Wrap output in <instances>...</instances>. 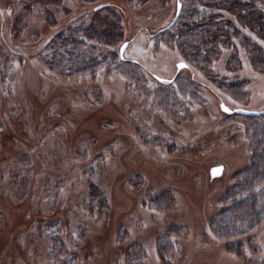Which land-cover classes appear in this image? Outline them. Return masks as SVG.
<instances>
[{
    "label": "rangeland",
    "instance_id": "1",
    "mask_svg": "<svg viewBox=\"0 0 264 264\" xmlns=\"http://www.w3.org/2000/svg\"><path fill=\"white\" fill-rule=\"evenodd\" d=\"M25 2L0 0V46L12 35L46 40L55 28L111 4L126 25L124 60L145 63L149 90L164 94L165 86L175 89L187 78L198 80L208 100L171 93L165 108L143 81L128 86L116 73L69 81L39 57L22 53L19 61L1 47L0 111L7 125L0 126V264H264V224L236 237L234 248L244 258L208 233L220 198L240 182V171L251 161L255 132L247 126L261 119L228 113L221 105L263 109L264 71L247 54L243 67L229 69L230 53L223 50L215 65L225 81L245 79L242 88L250 92L242 98L219 89L220 77L201 76L194 66L178 70L185 61L180 51L153 46L151 36L172 19L177 0H45V6L30 9ZM12 14L20 27L10 34ZM224 16L240 24L232 14ZM245 32L262 39L257 31ZM121 42L99 46V56L111 59ZM177 74L169 84L156 78ZM215 166L223 172L213 177ZM91 182L106 190V207L95 201L88 208ZM162 191L173 205L168 218L157 210L160 201L148 203L149 194ZM229 193L227 202L234 191ZM168 222L179 225L177 235L168 234ZM56 240L62 248L54 254ZM158 242L165 250L161 257Z\"/></svg>",
    "mask_w": 264,
    "mask_h": 264
},
{
    "label": "trees",
    "instance_id": "2",
    "mask_svg": "<svg viewBox=\"0 0 264 264\" xmlns=\"http://www.w3.org/2000/svg\"><path fill=\"white\" fill-rule=\"evenodd\" d=\"M44 1L27 0L24 8L30 9L34 6H45L48 3ZM48 1L53 2V0ZM86 1L92 2L95 0ZM141 1L143 2L144 0ZM180 1L182 10L176 22L172 26L166 27L173 19V16L170 21L151 34L153 46L161 47L160 45L163 43L168 49L175 50L177 48L187 64L186 67L194 66L201 76H206L209 73L211 74L210 77L215 79L220 77L221 82L216 85L219 89L226 90L225 94L242 98L248 96L250 91L242 88L245 79L239 78L236 81H225V78L219 75L222 73L215 63L221 60L222 56H224L223 50L227 49L230 53L229 61H227L229 69L237 70L243 67L246 61L243 55L247 54L250 57L251 65L257 71H264V44L262 43L264 42V0ZM257 1L261 3V6L257 4ZM58 2L60 3V1ZM225 12L235 16L240 24H237L236 21L233 22L234 19L224 16ZM84 14L83 17H76L77 21L74 20L75 22L70 25H62L55 28L54 33L46 37V40L33 42L30 41L31 38L22 39L21 36L15 35L13 37L12 35V40L2 41L0 48L3 47V49L10 51L12 56L17 57L19 61H22L23 57H25L21 55L22 53L28 56H37L52 71H55L58 76L69 81L92 80L96 75L106 76L110 75L109 73H116L126 77L128 86L133 84L140 86L139 82L143 81L144 83L141 86L148 92L153 93V99L159 100V104L165 108L168 99L172 98L171 93L178 92L182 97H187L191 101L206 103L208 99L201 96L200 92L202 91L198 80L193 81L186 78L184 80L186 84L180 85V87L177 86L175 89L165 86L169 92L159 94V89L149 90L145 85L146 80H144V77L150 71L142 61L140 63L125 62L124 56L122 60L119 59L120 53H115L111 59L99 56L97 49L101 45H118L123 39L125 40L122 42H128L129 44V41L125 38L126 25L123 20V14L117 6L103 4L91 9L90 13ZM12 15L13 19L18 17L14 16V14ZM50 19L56 24L57 21L53 15H50ZM15 21L16 19L12 21L11 31L9 30L10 34L13 32V27L18 29L20 27L19 25L15 26ZM246 30H251L255 33L257 31L259 33L258 36L262 39L260 40L257 36L248 34L245 32ZM237 35L241 40L239 44V47L242 48L241 53L236 47L235 40ZM20 40L25 41L20 43ZM17 42H19V45ZM6 63L3 66L4 69ZM117 67L118 69L116 70ZM177 76L178 74L174 76L175 79L178 78ZM0 81L3 83V78ZM89 87V90L99 91V88L95 86ZM182 102L186 103L183 100ZM247 116L261 118L254 126L253 124L247 126L255 132L253 146H249L251 149V161H249L250 163L245 169L240 171V174H244L240 182L232 185L229 189L230 192L234 191L232 200L227 202L226 200L230 193L229 191L226 194L224 193L218 202L220 209H217L211 215L208 222V233L210 236L218 240L219 243L221 242L220 244H223L222 246L226 251L233 252L238 258H244L243 254H241L242 251L234 248L237 245L236 237L238 238V234L254 233L257 227L264 224V120H262L264 112L257 115L247 114ZM2 124L7 125L6 122H3L0 111V126ZM89 185L88 208L92 210L91 207L94 206L95 201L98 202L99 208L106 207L108 202L104 187L95 182H91ZM169 198L168 192L162 191L156 194H149V201H147L155 204L160 201L162 205L157 207V210L167 215L168 218L169 215L166 211L170 214L173 213L170 212L173 209V205L170 203V207L166 201V199L170 200ZM168 224L170 225L168 234L171 235L172 232H175V235H177L179 225L170 222ZM207 239L209 240V238ZM157 246L160 257L165 255V250L161 248L162 243L158 242ZM55 247L52 248L54 254L62 248L58 240L55 242ZM169 248H173L171 244Z\"/></svg>",
    "mask_w": 264,
    "mask_h": 264
},
{
    "label": "water",
    "instance_id": "3",
    "mask_svg": "<svg viewBox=\"0 0 264 264\" xmlns=\"http://www.w3.org/2000/svg\"><path fill=\"white\" fill-rule=\"evenodd\" d=\"M181 10H182V3L180 0H178L174 17L166 27H170L176 22V20L178 19V17L181 14ZM127 46H128V42H123L122 45L120 46V55L122 57H123L124 51H125ZM186 66H187L186 62L182 61V62L178 63V70H180ZM156 78L164 84H169V83L173 82L175 79L174 77L165 78V77H160V76H156ZM221 108L228 113L237 112V113H241V114L257 115V114L264 112V109L256 110V109H248V108H244V107L230 108L224 103H222ZM222 172H223V166H215L211 169V175L212 176L220 175V174H222Z\"/></svg>",
    "mask_w": 264,
    "mask_h": 264
},
{
    "label": "bare ground",
    "instance_id": "4",
    "mask_svg": "<svg viewBox=\"0 0 264 264\" xmlns=\"http://www.w3.org/2000/svg\"><path fill=\"white\" fill-rule=\"evenodd\" d=\"M256 110H258V109H256Z\"/></svg>",
    "mask_w": 264,
    "mask_h": 264
}]
</instances>
